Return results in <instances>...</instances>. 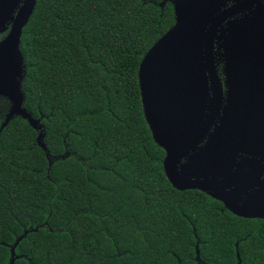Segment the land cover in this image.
I'll list each match as a JSON object with an SVG mask.
<instances>
[{
  "label": "trees",
  "instance_id": "1",
  "mask_svg": "<svg viewBox=\"0 0 264 264\" xmlns=\"http://www.w3.org/2000/svg\"><path fill=\"white\" fill-rule=\"evenodd\" d=\"M163 1L37 0L20 46L43 127L15 116L0 130V264L30 228L15 264H264V219L166 175L139 85L175 23ZM9 106L0 97V127Z\"/></svg>",
  "mask_w": 264,
  "mask_h": 264
},
{
  "label": "water",
  "instance_id": "2",
  "mask_svg": "<svg viewBox=\"0 0 264 264\" xmlns=\"http://www.w3.org/2000/svg\"><path fill=\"white\" fill-rule=\"evenodd\" d=\"M174 25L144 55L139 85L164 169L177 189H199L238 216L264 219V0H164ZM37 0H0V97L4 128L24 106L21 36ZM221 68V69H220ZM38 144L49 151L43 141ZM52 162V159H50ZM25 229L11 247L31 230ZM241 263L240 254H237ZM196 259L200 260L197 247Z\"/></svg>",
  "mask_w": 264,
  "mask_h": 264
},
{
  "label": "flooded vegetation",
  "instance_id": "3",
  "mask_svg": "<svg viewBox=\"0 0 264 264\" xmlns=\"http://www.w3.org/2000/svg\"><path fill=\"white\" fill-rule=\"evenodd\" d=\"M2 34H4V36H5V35L7 34V32H5V33H2ZM4 36H3V37H4ZM3 37H2V38H3ZM2 38H1V39H2Z\"/></svg>",
  "mask_w": 264,
  "mask_h": 264
}]
</instances>
